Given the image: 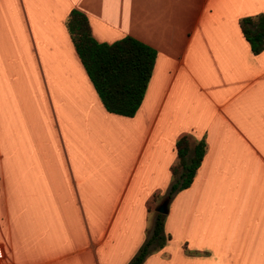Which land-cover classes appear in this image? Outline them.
Returning a JSON list of instances; mask_svg holds the SVG:
<instances>
[{
    "label": "crops",
    "instance_id": "obj_1",
    "mask_svg": "<svg viewBox=\"0 0 264 264\" xmlns=\"http://www.w3.org/2000/svg\"><path fill=\"white\" fill-rule=\"evenodd\" d=\"M155 49L131 116L105 110L65 26ZM264 0H0V264H264V47L238 19ZM26 69V70H25ZM186 133L204 152L166 195ZM152 212L151 222H147Z\"/></svg>",
    "mask_w": 264,
    "mask_h": 264
},
{
    "label": "trees",
    "instance_id": "obj_2",
    "mask_svg": "<svg viewBox=\"0 0 264 264\" xmlns=\"http://www.w3.org/2000/svg\"><path fill=\"white\" fill-rule=\"evenodd\" d=\"M242 35L253 53L264 47V11L238 19ZM65 26L75 52L105 110L131 116L142 99L151 73L155 49L124 34L112 41L96 40L86 15L71 8ZM176 163L170 166L172 180L166 195L186 187L204 152V141L190 145L186 133L175 140ZM169 237L163 229V214L156 213L153 225L136 252L125 264H140L146 254L161 247Z\"/></svg>",
    "mask_w": 264,
    "mask_h": 264
},
{
    "label": "water",
    "instance_id": "obj_3",
    "mask_svg": "<svg viewBox=\"0 0 264 264\" xmlns=\"http://www.w3.org/2000/svg\"><path fill=\"white\" fill-rule=\"evenodd\" d=\"M154 210L159 213H165L167 210V197H163L154 207Z\"/></svg>",
    "mask_w": 264,
    "mask_h": 264
},
{
    "label": "rangeland",
    "instance_id": "obj_4",
    "mask_svg": "<svg viewBox=\"0 0 264 264\" xmlns=\"http://www.w3.org/2000/svg\"><path fill=\"white\" fill-rule=\"evenodd\" d=\"M26 70V69H25ZM151 217H152V212H149L148 213V216H147V222H151Z\"/></svg>",
    "mask_w": 264,
    "mask_h": 264
}]
</instances>
